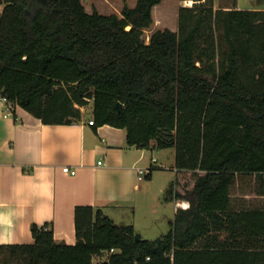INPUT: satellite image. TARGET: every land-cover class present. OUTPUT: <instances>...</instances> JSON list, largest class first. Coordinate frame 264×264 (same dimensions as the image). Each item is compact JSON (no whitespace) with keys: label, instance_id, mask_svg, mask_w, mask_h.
Listing matches in <instances>:
<instances>
[{"label":"trees","instance_id":"trees-1","mask_svg":"<svg viewBox=\"0 0 264 264\" xmlns=\"http://www.w3.org/2000/svg\"><path fill=\"white\" fill-rule=\"evenodd\" d=\"M161 1L103 14L82 0H0L1 97L46 124L79 120L92 100L94 124L174 147L177 168L161 237L136 240L132 224L78 205L75 244L33 223L35 242L0 244V264H264V9L194 0L177 31L146 42Z\"/></svg>","mask_w":264,"mask_h":264},{"label":"crops","instance_id":"crops-1","mask_svg":"<svg viewBox=\"0 0 264 264\" xmlns=\"http://www.w3.org/2000/svg\"><path fill=\"white\" fill-rule=\"evenodd\" d=\"M82 1L90 13L96 9L120 14L125 4L135 7L138 0ZM164 1L153 8V25L156 30L177 31L178 25L169 26L176 15L168 19L160 11ZM176 1L177 17L181 6L194 5V0ZM237 8L242 9L239 0ZM155 14L165 22L156 23ZM8 109L0 96V244H32V224L46 222L57 242L75 244L78 205L99 207L116 223L132 224L141 234L139 214L145 213L148 221L158 220L154 208L170 181L164 177L158 186L156 179L161 168L171 167L176 180L175 152L170 159L164 155L169 148L158 149L153 141L146 148L129 145L124 128L91 124L93 115L83 112L72 123L46 124L20 105L13 104L11 113ZM66 166L76 173L65 172ZM150 166H154L151 176L139 179V168Z\"/></svg>","mask_w":264,"mask_h":264},{"label":"rangeland","instance_id":"rangeland-1","mask_svg":"<svg viewBox=\"0 0 264 264\" xmlns=\"http://www.w3.org/2000/svg\"><path fill=\"white\" fill-rule=\"evenodd\" d=\"M176 2H177L176 0H165L162 4H160V11L163 13L164 17L171 19L172 18L171 16L173 14L176 15V17L174 16L173 19L171 20L172 24L170 23L171 25H169L175 28L178 25L177 23L178 17H177V12L175 8ZM233 2L234 0H214V5L216 8H219V7L225 8L228 6L231 7L233 5ZM253 5L254 7L264 9V0H254V1L253 0H239V6L242 7V9H252ZM2 8L3 6L0 5V11H2ZM164 17H160L161 20H164L163 22H165ZM155 18L157 20L156 23L162 22L161 20H158L157 14H155ZM155 30L156 28L154 25L148 28L144 33V36H143L144 39L148 40L149 37L155 32ZM82 109H83L82 112L84 113L85 116L89 117L90 115H92L93 114V101L92 100L89 101V103L85 105L84 107H82ZM153 142L156 143V141H153ZM174 152H175L174 148H169L164 151V155L166 158L170 157L171 159ZM154 154H158V153L155 152ZM160 170H161L160 173H158L159 174L158 176L160 177H157L156 183H158V186H159V184L161 183L160 180L166 177L170 181V182H167L168 183L167 188H168V186L172 183V181L175 178V175H172V172L174 171V169L171 167H167V168H161ZM251 186L252 185L248 186L247 184H244L245 189H249ZM164 195L165 193L161 194L160 203H158V200H156L158 205H155L156 207L154 208L155 209L154 215H156L158 219L157 221H152L151 218H150V221H148L145 213H142L143 217H141L142 216L141 214L138 215V219L139 218L142 219L140 222L141 223L140 229L143 234H141L140 231L139 232L136 231V232L140 233L143 239L154 240V239H157L158 237H161L163 234L167 233L170 230V220L174 218V203L171 200H165ZM107 257H108V254L101 256V257L95 256L93 258V261L95 263H98L106 259ZM10 264H18V263L14 262Z\"/></svg>","mask_w":264,"mask_h":264},{"label":"built area","instance_id":"built-area-1","mask_svg":"<svg viewBox=\"0 0 264 264\" xmlns=\"http://www.w3.org/2000/svg\"><path fill=\"white\" fill-rule=\"evenodd\" d=\"M5 99V98H4ZM5 101H7L6 99H5ZM8 102V101H7ZM8 104H9V109H8V113H11V109L13 108V104L11 103V102H8ZM90 123L91 124H94V120L93 119H91L90 120ZM155 160V159H154ZM100 163V162H99ZM64 171L65 172H68V173H70V174H75L76 173V169H74V168H70V167H68V166H66V167H64ZM149 172V168H139V179H144L145 178V176H146V174ZM119 249H116V248H112V249H110V251H105L102 255H96L97 257H101V256H104V255H106V254H110V253H113V252H116V251H118ZM173 258V257H172ZM135 264H138L137 262L135 263Z\"/></svg>","mask_w":264,"mask_h":264},{"label":"water","instance_id":"water-1","mask_svg":"<svg viewBox=\"0 0 264 264\" xmlns=\"http://www.w3.org/2000/svg\"><path fill=\"white\" fill-rule=\"evenodd\" d=\"M121 106H122V103L119 101V102L117 103V107H118L119 110L121 109ZM140 238H141V234L136 232V234H135V239L138 240V239H140Z\"/></svg>","mask_w":264,"mask_h":264}]
</instances>
